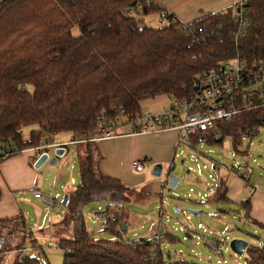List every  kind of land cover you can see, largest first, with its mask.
Here are the masks:
<instances>
[{
    "label": "trees",
    "instance_id": "16d2710c",
    "mask_svg": "<svg viewBox=\"0 0 264 264\" xmlns=\"http://www.w3.org/2000/svg\"><path fill=\"white\" fill-rule=\"evenodd\" d=\"M159 1L0 0V143L16 144L21 151L60 133L89 139L102 120L113 126L118 119L124 125L133 123L144 114L146 100L187 97L198 78L222 62L239 57L264 64V0H246L249 24L238 41L233 36L236 5L190 24L168 15L173 23L162 29L144 27L141 19L129 14L140 4L142 8L134 11L140 15L162 13ZM260 116V111L244 112L231 121H218L212 131L191 137V147L197 149L200 140L223 144L229 136L236 152L246 155L239 148L244 145L242 135L250 131L252 140L259 134L255 128ZM33 125L39 130L31 133V144H24L21 131ZM80 144L87 146L80 161L81 184L67 195L70 213L63 221L74 223L76 235L57 244L65 253L64 264H194L166 259L162 246L149 239L132 247L129 240L115 238L116 227L129 220L122 203L142 194L101 171L103 157L94 142ZM100 201L114 203L118 211L107 232L113 237L96 240L88 232L83 208ZM212 203L224 214L228 213L224 205L233 203L221 176ZM240 204L249 218L250 196ZM106 209L111 212L113 207ZM20 219L26 227L23 217L0 223ZM252 222L264 230V224ZM246 253L247 264H264V246H248ZM15 264L42 263L23 257Z\"/></svg>",
    "mask_w": 264,
    "mask_h": 264
},
{
    "label": "rangeland",
    "instance_id": "374dc122",
    "mask_svg": "<svg viewBox=\"0 0 264 264\" xmlns=\"http://www.w3.org/2000/svg\"><path fill=\"white\" fill-rule=\"evenodd\" d=\"M162 13L172 15L165 11ZM162 13L143 16L137 12H129L131 16L141 19L144 27L153 29H162L173 23L163 18ZM74 34H78L77 28ZM37 130L38 125L24 127L21 131L24 141H29L31 133ZM131 131L132 127L129 124L115 125L113 129L115 136L129 134ZM53 139L57 143L67 144L63 148V155L57 156L56 150H48L50 158L36 170L39 173L40 191L44 196L56 198L58 204L52 208L43 200L35 199L32 192L19 195L25 210L26 227L23 226L21 219L0 223V249L6 253L3 264H15L21 258V256L17 258L15 251L20 250V243L23 240H26L23 246L27 250L26 254L22 253L23 257L38 259L43 264H64L65 253L57 246L59 239L74 238L76 235L74 223L63 222L70 209L63 207L62 203L65 197L81 184L80 161L87 146L80 142L87 138L68 132L57 134ZM103 141L106 142H95L103 157L100 163L101 171L107 176L120 179L124 185L142 194L140 197H132L130 202L122 203L123 208L129 213L127 221L129 239L135 241L149 239L158 233L163 237L167 235L175 237L173 242L166 238L160 242L166 259L170 256L172 260L184 259L194 264H247V253L239 256L231 250L230 243L233 240L246 241L249 247L264 246V230L246 218L245 210L240 203L224 205L228 210V213L224 214L219 211L216 204L205 198L207 189L215 185L213 171L215 164L221 166L223 176L228 172L230 175H236L234 172L239 164H246L251 177L243 178V181L250 187L260 181L264 183V128L260 129L254 139L248 138L243 146H239L240 151L247 152L246 155L236 152L231 137L225 138L223 144H200L196 151L184 144L179 145L177 141L174 146L176 154L173 150L174 156L170 162L164 163L157 161L153 154L152 156L146 154L133 160L121 150V141L114 138ZM182 151L184 154L181 155ZM197 151L202 153L204 158L197 157L196 162L192 160V155ZM36 153L32 154L35 158L34 165L41 156L39 155L41 152ZM53 159L57 160L55 164L50 163ZM144 160L146 165L143 172L138 173L132 169L134 162ZM173 161L176 166L174 172H171L170 164ZM157 166H162L163 169L159 177L154 175ZM172 175L179 179V184L174 190L170 188ZM108 205L116 208L114 203L107 201L88 204L83 208L88 232L96 240L113 237L106 232L94 234L101 227L100 223L96 225L94 213L106 209ZM189 210L202 211V214L193 216ZM162 212L164 215H161ZM207 238L229 240L222 247L223 257L213 252Z\"/></svg>",
    "mask_w": 264,
    "mask_h": 264
},
{
    "label": "built area",
    "instance_id": "2783aa9c",
    "mask_svg": "<svg viewBox=\"0 0 264 264\" xmlns=\"http://www.w3.org/2000/svg\"><path fill=\"white\" fill-rule=\"evenodd\" d=\"M147 4H149V2ZM246 4V0H235L238 22L233 36L236 41L244 37L249 24L245 15ZM141 8L142 5L140 4L137 8H131V12ZM162 16L167 19L168 15L162 13ZM253 111L261 112L258 127L255 128V131L260 132V129L264 128V64H251L237 57L220 63L218 66L200 76L188 96L181 100H173L168 110L161 113H144L138 117L130 124L132 127L131 135L175 130L180 133L179 145L184 144L186 147L196 151V148L191 147V137L212 131L218 121L228 122L241 113ZM123 122V119H118L116 123L118 125H124ZM113 129V124L102 120L98 125L96 135L87 140L95 143L112 139L114 138ZM242 136V140L247 141L248 138L251 137V132H245ZM227 137L229 136H226L225 138ZM53 138L46 140V137V139L42 140L40 146L21 151L18 150L16 144L10 146L0 143V161L19 152H41V156L47 154L49 159L50 154L48 153V150L54 149L57 152L58 150H63V148L67 146L66 143L55 142ZM87 140H83L82 142H86ZM200 141V144H203L202 140ZM24 144H31V139L29 138V141L27 142L24 141ZM182 154H184L183 151L181 152V155ZM197 157L204 158L203 154L198 151L197 153H193L192 160L197 162ZM145 165L146 160L137 161L132 164V169L141 173L144 171ZM213 171L215 185L207 189V195L205 196L209 202L214 200L215 195L218 192L219 178L222 168L218 164H215L213 166ZM234 173L242 179L251 177L246 164H239ZM72 182L75 183L74 180ZM34 196L37 199H43L52 208H55L58 204L56 198L53 199L44 196L39 190H35ZM116 209L117 208H113L111 212H108L107 209H100L94 213L96 225L98 223L101 224L99 231L94 234H101L103 232L107 233L110 230L109 223L110 220L115 222V218L112 214L117 213L118 210ZM161 215H164L163 212ZM127 226V222L122 226H117L115 238L126 241L129 240L128 243L132 247L142 245V239L135 241L127 237ZM188 232L190 233L191 231L188 230ZM189 233H187V235ZM163 238L165 239L166 237H163L158 233V235L149 240L154 244L161 245L160 242ZM228 241L227 238H224L223 240L207 238V242L213 252L220 257H223L224 252L222 247L226 245ZM21 253L26 254L27 250H21ZM151 256H154V252L151 253ZM224 262L226 263V261Z\"/></svg>",
    "mask_w": 264,
    "mask_h": 264
},
{
    "label": "crops",
    "instance_id": "0c3cea01",
    "mask_svg": "<svg viewBox=\"0 0 264 264\" xmlns=\"http://www.w3.org/2000/svg\"><path fill=\"white\" fill-rule=\"evenodd\" d=\"M159 5L165 12L174 15L182 23L190 24L203 15L226 11L235 5V0H161ZM171 103L172 100L168 96H160L156 99L144 101L142 107L146 110L144 111L146 113H161L168 110ZM179 136L178 131L141 135H131L129 133L114 135V140L122 142L121 150L123 153L130 155L133 160L146 154L151 156L153 154L157 161L164 163L170 162V159L174 156L173 153L176 151L174 146L177 141L179 143ZM74 140L73 138V142H75ZM32 154V152L21 153L0 163V220L23 217L25 221V210L19 195L32 192L34 196L35 190L40 191L39 173L34 168L35 158ZM220 176L225 179L228 198L232 202L242 203L250 196L251 212L249 218H246L264 224V183L260 181L250 187L239 176L230 175V172L226 176L220 173ZM23 201L26 202V200ZM167 240L171 241L169 238ZM25 242L26 240H23L20 245ZM24 249L26 250L23 246L22 249L15 251L17 258L23 257L21 250ZM4 254H6L5 251L0 249V264H3L5 260ZM21 258L18 260H21Z\"/></svg>",
    "mask_w": 264,
    "mask_h": 264
},
{
    "label": "water",
    "instance_id": "95a60500",
    "mask_svg": "<svg viewBox=\"0 0 264 264\" xmlns=\"http://www.w3.org/2000/svg\"><path fill=\"white\" fill-rule=\"evenodd\" d=\"M218 141H220V140H218ZM62 155H63V150L62 149L61 150H58L57 151V156H62ZM47 161H48V155L47 154H43L42 156H40V158L35 163V165H34L35 166V169H40L45 164V162H47ZM56 161H57L56 159H53V160L50 161V163L51 164H55ZM175 166H176L175 164L172 165V168L170 170L171 172H174ZM162 172H163L162 166H157L155 168V170H154V175L159 177V176L162 175ZM178 184H179L178 177L172 175L170 177V188L172 190H174V189L177 188ZM68 202H69V197L66 196L65 199H64V201H63V203H62V206L63 207H66L67 204H68ZM188 212L191 215H193V216H198V215H201L202 214V211H190L189 210ZM248 245L249 244L246 241H243V240H233L230 243V248H231V250L235 254H237L239 256H244L245 253H246V250L248 248Z\"/></svg>",
    "mask_w": 264,
    "mask_h": 264
}]
</instances>
